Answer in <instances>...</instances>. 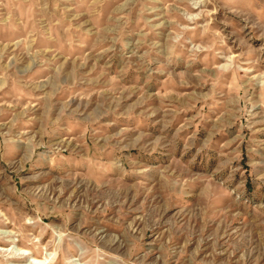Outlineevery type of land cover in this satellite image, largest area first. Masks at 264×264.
Here are the masks:
<instances>
[{"label":"rangeland","instance_id":"374dc122","mask_svg":"<svg viewBox=\"0 0 264 264\" xmlns=\"http://www.w3.org/2000/svg\"><path fill=\"white\" fill-rule=\"evenodd\" d=\"M0 264H264V0H0Z\"/></svg>","mask_w":264,"mask_h":264}]
</instances>
